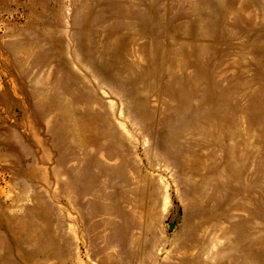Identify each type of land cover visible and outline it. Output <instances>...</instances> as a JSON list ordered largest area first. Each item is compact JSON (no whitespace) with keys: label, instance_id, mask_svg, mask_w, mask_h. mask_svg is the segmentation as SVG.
Instances as JSON below:
<instances>
[{"label":"rangeland","instance_id":"obj_1","mask_svg":"<svg viewBox=\"0 0 264 264\" xmlns=\"http://www.w3.org/2000/svg\"><path fill=\"white\" fill-rule=\"evenodd\" d=\"M0 264H264V0H0Z\"/></svg>","mask_w":264,"mask_h":264},{"label":"water","instance_id":"obj_2","mask_svg":"<svg viewBox=\"0 0 264 264\" xmlns=\"http://www.w3.org/2000/svg\"><path fill=\"white\" fill-rule=\"evenodd\" d=\"M174 228H175V224H171L170 229H174Z\"/></svg>","mask_w":264,"mask_h":264}]
</instances>
